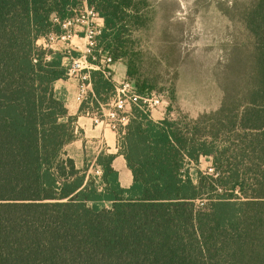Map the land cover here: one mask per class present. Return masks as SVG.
I'll list each match as a JSON object with an SVG mask.
<instances>
[{"label": "trees", "instance_id": "obj_1", "mask_svg": "<svg viewBox=\"0 0 264 264\" xmlns=\"http://www.w3.org/2000/svg\"><path fill=\"white\" fill-rule=\"evenodd\" d=\"M86 4L103 21L96 49L122 63L136 93L149 96L155 86L140 79L131 35L147 26L151 1ZM76 6L0 0V264H264V0L232 2L243 43L229 59L232 78L211 133L131 107L120 153L132 177L126 189L114 154L96 157L98 179L63 157L77 119L54 89L66 79V56L36 42L61 33L54 19L70 18ZM91 83L98 109L114 85L100 71ZM233 131L240 132L243 171H220L222 138ZM201 156L212 159L215 175L195 169L193 180L182 163ZM202 196L208 203L196 208Z\"/></svg>", "mask_w": 264, "mask_h": 264}, {"label": "rangeland", "instance_id": "obj_2", "mask_svg": "<svg viewBox=\"0 0 264 264\" xmlns=\"http://www.w3.org/2000/svg\"><path fill=\"white\" fill-rule=\"evenodd\" d=\"M150 1L147 26L143 31H136L131 35L140 79H148L155 86L152 93L161 95L160 104L146 113L154 121L167 118L186 125L187 130L196 124L206 134L211 133L210 120L218 115L223 88L232 78L227 69L229 59L234 54L235 45L243 43V24L232 8L234 0ZM78 7L79 5L75 9ZM76 30L80 28L77 27ZM80 36L82 34H77L67 43H55L51 50L61 49L64 52L63 47H67L70 54L65 50L64 61L68 63V58L78 57L85 50L86 41ZM70 47L74 50H70ZM86 110L91 113L95 109L88 104L85 105L84 112ZM241 112L242 108L234 110V113ZM73 131L75 138L64 146L63 157L71 158L77 169H86L87 177L94 176L98 179L100 174L97 175L96 171L100 168L94 161L97 138H92L90 134L84 136L76 129L75 123ZM239 133L227 132L222 138L227 148L218 168L220 171H243V146L238 141ZM116 134L121 151L123 135ZM193 137L197 139L198 133ZM221 143L222 141L214 142V145L222 147ZM182 164L183 171H187L193 180L195 169L205 177L215 175L211 158L201 156L196 164L185 159ZM236 195L241 198V195ZM207 203L206 196H202L194 205L200 208Z\"/></svg>", "mask_w": 264, "mask_h": 264}, {"label": "built area", "instance_id": "obj_3", "mask_svg": "<svg viewBox=\"0 0 264 264\" xmlns=\"http://www.w3.org/2000/svg\"><path fill=\"white\" fill-rule=\"evenodd\" d=\"M79 5L73 12L74 14L61 22L54 19V22L60 24L62 32L59 34L50 33L37 40V47L42 49H51L55 43H67L77 34H82V39L86 41L85 50L78 57L68 58L66 66V78L76 83V92L74 100L79 105H88L94 98L91 83V73L100 71L102 75L113 83L114 91L109 100L104 104H99L98 109L85 114L90 117L96 125L102 124L115 133L124 135L125 128L131 115V107L141 104V109L149 111L161 102V95L151 93L147 97H140L129 80L125 79L116 82L112 77L113 61L111 56L97 47V37L100 35L102 27L97 22L98 15L87 6L86 0H73ZM80 30L77 32L76 28ZM70 50L74 48L70 47ZM69 53V49L66 50ZM92 52L94 55H92ZM70 54V53H69ZM92 110V109H91ZM96 174H101L100 169Z\"/></svg>", "mask_w": 264, "mask_h": 264}, {"label": "crops", "instance_id": "obj_4", "mask_svg": "<svg viewBox=\"0 0 264 264\" xmlns=\"http://www.w3.org/2000/svg\"><path fill=\"white\" fill-rule=\"evenodd\" d=\"M99 25L103 26L102 19L97 21ZM79 32V30H77ZM82 38V36H80ZM41 42V40H39ZM63 50H67V47H63ZM58 51H61V49ZM112 77L116 82H121L127 79L126 68L120 62H115L112 66ZM54 89L60 93L65 100V107L67 113L70 116H76V129L80 130V133H83L84 136L91 135L92 138H97L96 157L100 154H114L115 158L112 161L113 168L118 173V180L120 186L124 189L128 188L131 185L132 177L130 171L126 167L125 160L120 154L118 147V135L115 132L107 129L106 126L102 124L95 125L89 116L85 114L84 111H81V105H79L74 100V95L76 92V83L71 79L59 80L54 84ZM69 153V152H68ZM95 157V159H96ZM94 159V161H95Z\"/></svg>", "mask_w": 264, "mask_h": 264}]
</instances>
